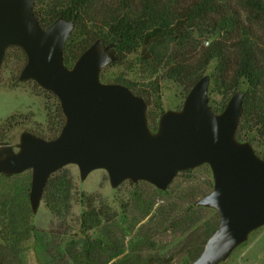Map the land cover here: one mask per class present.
Returning a JSON list of instances; mask_svg holds the SVG:
<instances>
[{
    "label": "water",
    "instance_id": "1",
    "mask_svg": "<svg viewBox=\"0 0 264 264\" xmlns=\"http://www.w3.org/2000/svg\"><path fill=\"white\" fill-rule=\"evenodd\" d=\"M35 0H0V65L6 48L26 56L18 79L34 80L58 99L64 123L45 139L23 131L15 145H0V174L31 170L29 204L36 212L49 177L75 164L81 179L104 169L113 188L146 181L165 190L180 171L210 167L213 185L195 200L218 213V225L190 264H219L264 225V159L236 130L244 92L236 90L223 110L209 104L210 75L198 78L179 109L161 113L151 130L144 98L126 85L102 82L100 71L119 57L116 42L98 37L71 66L63 49L75 19L57 17L46 26L34 14Z\"/></svg>",
    "mask_w": 264,
    "mask_h": 264
},
{
    "label": "rangeland",
    "instance_id": "2",
    "mask_svg": "<svg viewBox=\"0 0 264 264\" xmlns=\"http://www.w3.org/2000/svg\"><path fill=\"white\" fill-rule=\"evenodd\" d=\"M50 7L49 0H42L40 14L46 16ZM241 13L245 18L247 13L243 10ZM253 22L264 41V20ZM85 38V31L80 32L71 53H75ZM166 52L165 46L140 50L100 71L102 82L123 81L141 91L147 104L148 125L153 131L157 129L161 113L179 109L187 94L185 87L164 75L162 66ZM25 61L24 51L11 45L0 65V144L14 147L23 131L46 139L53 137L64 119L59 101L51 91L43 89L34 80L18 79ZM220 70L219 61L213 59L206 71L210 75L209 104L216 112L226 105L232 94L226 92L225 84L220 80ZM249 89L246 81H239L237 90L246 94ZM249 95L246 99L251 101L250 92ZM256 98L264 105V89ZM245 130L249 135L255 134L249 127ZM261 147L256 148L259 150ZM64 167L71 172L74 183L66 218V230L74 235L70 238L84 236L80 233L79 223L86 197L91 198L105 223L114 226L115 222L118 223L119 227L114 228L124 240L123 253L128 252L129 239L139 227L144 226L143 230L148 227L150 231L155 226L157 232L151 235L153 246L142 251L143 258L148 262L155 261L153 264H190L193 253L201 247L209 229L218 224L217 211L203 207L198 212L200 218L188 230L181 231L185 225L182 213L212 188V174L207 164L178 172L165 190L146 181L130 180L113 188L104 169L92 170L85 179H81L75 164ZM30 182V169L9 177L0 174V264H48L49 259L61 249L58 233L64 228L59 226L60 220L54 217L43 199L37 211L32 212L28 197ZM168 207L172 210L165 220L158 222V219H153L158 209ZM198 213L196 210L189 212V217L195 218ZM89 235L98 233L89 232ZM219 264H264V225L253 230L248 239Z\"/></svg>",
    "mask_w": 264,
    "mask_h": 264
},
{
    "label": "trees",
    "instance_id": "3",
    "mask_svg": "<svg viewBox=\"0 0 264 264\" xmlns=\"http://www.w3.org/2000/svg\"><path fill=\"white\" fill-rule=\"evenodd\" d=\"M41 1L35 0L33 8L40 25L46 26L59 16L75 19L74 30L63 49L67 66H71L98 37H103L106 43L116 42L118 61L140 50L142 52L154 46H165L167 52L162 66L164 75L185 87L188 92L193 83L206 74L211 61L217 59L221 68L220 80L225 84L227 93L235 92L240 80L246 81L250 88L253 101L246 99L247 94L250 96L249 92L244 94V109L236 137L250 141L256 153L264 159V105L258 103L256 98L264 89V41L252 24L253 21L264 20V0H49L52 7L46 16L40 14ZM241 10L247 13L245 18ZM83 31L86 38L79 43L75 53H71L73 43ZM205 41H208L206 45ZM171 44L174 46L170 47ZM8 48L10 46L6 50ZM119 83L144 98L141 91L128 83ZM63 123L64 119L57 134ZM246 127L255 134L249 135ZM258 146L262 147L258 150ZM73 189L72 174L65 167L53 173L45 186L42 199L54 217L60 220L59 226L64 228V231L58 233L61 249L49 259L48 264L155 262L143 258L142 251L153 246L151 235L157 232V228L154 226L149 231L148 227L145 230L144 226L139 227L129 239L128 252L123 253L124 240L114 228L118 223L115 222V226L105 223L90 197L83 201L84 210L79 223L80 233L84 236L70 238L74 235L66 230V218ZM202 208L194 200L182 213L185 224L182 232L200 218ZM171 210V207L164 210L160 208L153 219H158V222L165 220ZM195 210L199 212L198 215L190 218L189 212ZM217 225L209 229L201 247L193 253L194 258L199 255ZM89 232L98 235L92 236Z\"/></svg>",
    "mask_w": 264,
    "mask_h": 264
}]
</instances>
